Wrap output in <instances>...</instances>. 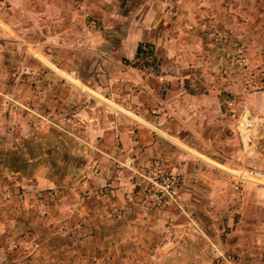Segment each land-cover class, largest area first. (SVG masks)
Returning a JSON list of instances; mask_svg holds the SVG:
<instances>
[{
  "label": "rangeland",
  "instance_id": "rangeland-1",
  "mask_svg": "<svg viewBox=\"0 0 264 264\" xmlns=\"http://www.w3.org/2000/svg\"><path fill=\"white\" fill-rule=\"evenodd\" d=\"M140 42L153 52L135 59ZM107 120L152 130L192 157L196 177L216 173L242 194L236 177H264V0H0V264H63L59 240L78 245L69 253L83 264H136L130 250L178 206L145 212L136 184L157 169L181 186L169 165L187 160L136 144L104 164L127 177L124 189L91 186L99 143L120 145L93 131ZM27 139L33 158L20 163ZM103 200L112 222L95 233L79 211ZM229 212L224 229L237 220ZM230 256L213 264L240 263Z\"/></svg>",
  "mask_w": 264,
  "mask_h": 264
},
{
  "label": "crops",
  "instance_id": "crops-1",
  "mask_svg": "<svg viewBox=\"0 0 264 264\" xmlns=\"http://www.w3.org/2000/svg\"><path fill=\"white\" fill-rule=\"evenodd\" d=\"M140 43L135 48V59H137L136 49ZM99 113L101 111L97 109L96 118H98ZM105 113L107 117L112 116V112L105 110ZM112 123L107 120L102 126L97 125L93 129L96 131L95 134H110L113 138L116 137L120 141V145H116L109 139H106L104 143H99L97 147L100 150L98 151L105 156L96 155V171L93 173L86 171L85 182L90 181L91 186L103 185L111 181L124 189L127 177L114 168L108 169L104 164L106 162L111 163L112 160H125L137 146L136 144H141L147 153L155 157L165 158L166 154L174 153L170 159L174 158L175 155L187 160L186 167L182 170L177 169L175 165L173 168V164L169 165L172 173L175 176H180L177 177L181 182L178 190V206L172 208L168 213H162L156 221L155 227L150 229L152 232L148 230L144 236L145 240L138 243L139 249L130 250L132 252L129 254L132 253V256L134 255V258L137 259L136 264H213L219 254L225 256L234 254L236 257L232 258H237L236 260L240 261L239 264H247L248 262H255V264L258 262L259 264L261 259H264V189L251 187L248 190L247 187L248 183L259 185L258 181L249 178L247 174L246 177H236L234 186L246 187L242 194L232 195L227 187V181L223 177H217L216 173L211 175L210 171L207 173L204 171V175L202 174L204 177H196L199 174H196L194 170L196 164L192 161V157L188 154L185 156L183 152L174 148V144L162 140L158 141L152 130L134 127L127 123H124L122 127L113 128ZM133 133L136 136L139 135L141 139L136 140V137L131 136ZM134 138L136 142H134ZM72 142L73 146H77L74 140ZM31 144L30 139L21 143L20 149H17L16 153L22 154L24 157L18 155V162H29L31 150H33ZM31 157L33 158V156ZM78 172H80L79 169L74 171L73 177H78ZM241 178H245V180L241 181ZM68 201H70V197L65 199V204ZM100 202L98 205L91 204L79 211L80 215L85 216L91 222L95 233L104 230L103 223L112 222L102 221L101 214L108 208V203L107 200ZM229 211L238 215L237 220L234 222L232 219L234 223H226L227 226L224 229L223 221L226 219L225 214H230ZM218 213L222 214V217ZM54 215L56 214L54 213ZM116 221L118 220L115 219ZM220 229L222 232H219ZM50 240L51 244H48V249H52L54 243ZM71 244L78 249V245L74 246L68 241L59 240L56 243L60 251L64 252L59 254L63 259L62 263L83 264L81 258L79 259L78 256L69 253L71 252L69 250ZM62 248L66 252L61 250ZM254 249L257 250L256 253ZM79 251L82 250L78 249L76 253ZM47 256L51 260L61 261L60 256L54 257L50 254ZM35 260H37L36 257H32L31 261L34 262Z\"/></svg>",
  "mask_w": 264,
  "mask_h": 264
},
{
  "label": "built area",
  "instance_id": "built-area-1",
  "mask_svg": "<svg viewBox=\"0 0 264 264\" xmlns=\"http://www.w3.org/2000/svg\"><path fill=\"white\" fill-rule=\"evenodd\" d=\"M156 170L154 169V172L157 174L156 177L152 179L145 177L140 183L136 184L144 195V211L149 214H153L172 203L178 205L179 181L175 177L166 173H159ZM248 175L250 176L249 178L258 182L264 179L263 175L256 172H249ZM243 180L245 178H241V181ZM235 190L241 191L242 187L236 185Z\"/></svg>",
  "mask_w": 264,
  "mask_h": 264
},
{
  "label": "trees",
  "instance_id": "trees-1",
  "mask_svg": "<svg viewBox=\"0 0 264 264\" xmlns=\"http://www.w3.org/2000/svg\"><path fill=\"white\" fill-rule=\"evenodd\" d=\"M153 48L150 44H143L140 43L136 49V58H139L140 56H146L148 54H152Z\"/></svg>",
  "mask_w": 264,
  "mask_h": 264
}]
</instances>
